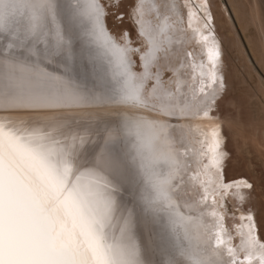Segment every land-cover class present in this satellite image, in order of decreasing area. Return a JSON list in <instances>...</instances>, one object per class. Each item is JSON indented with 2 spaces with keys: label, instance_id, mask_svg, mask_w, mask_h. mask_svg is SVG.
I'll list each match as a JSON object with an SVG mask.
<instances>
[{
  "label": "snow or ice",
  "instance_id": "obj_1",
  "mask_svg": "<svg viewBox=\"0 0 264 264\" xmlns=\"http://www.w3.org/2000/svg\"><path fill=\"white\" fill-rule=\"evenodd\" d=\"M144 4L141 0L137 6V22L149 47L140 57L144 71L136 73L128 53L140 49L118 43L109 33L101 0L66 5L0 0V100L6 109L114 107L121 117L98 130L108 133L100 136L108 155H97L91 164L79 154L90 142L83 135L59 138L51 131L29 130L24 120H0V264H264V243L252 235L251 226L241 240L243 259L226 243L224 217L207 202L211 180L198 181L203 188L198 200L183 199L189 161L181 159L177 126L184 120L191 130L192 119L210 118L224 87L211 30L208 35L194 30L207 47L210 65L200 72L201 95L192 89L190 100L179 81L174 91L164 89L159 72L148 92L157 53L168 54L162 46L172 42V25L167 16L162 26L145 21ZM111 6L118 7L119 0ZM155 8L151 4L150 10ZM41 60L62 66L68 84L53 87L44 73L26 74ZM113 133L129 151L117 150ZM203 135L197 155L207 158L204 169H216L218 176L226 155L219 127ZM233 183L252 187L247 181ZM206 213L216 219L207 221ZM200 228L207 234L203 246L193 243V229Z\"/></svg>",
  "mask_w": 264,
  "mask_h": 264
},
{
  "label": "bare ground",
  "instance_id": "obj_2",
  "mask_svg": "<svg viewBox=\"0 0 264 264\" xmlns=\"http://www.w3.org/2000/svg\"><path fill=\"white\" fill-rule=\"evenodd\" d=\"M61 1L62 0H57V3H64ZM123 1H125V0H123ZM127 1H129L130 10H129V14L126 17L130 18L131 23H128V26L126 24L124 27H119V26H115V27H117V28L119 27L121 29V32L123 30L124 31L128 30V32H129V35L127 34L128 37H126V38L120 37V35L116 32V29L113 30V28H112L111 32H109V33L115 37V39L118 43L125 44V42L127 41V42H130L129 47L131 49H140L139 52L130 51L128 53V56L132 61L133 72L142 73L144 71V68L142 66L143 62L141 61L140 57L145 51H147L149 45H148V42L144 36L142 38L140 37V40H138L139 43H135V44L132 43V41L134 40V37L137 36L136 32L138 30L140 31V24L137 22L138 13L136 10H137V6L141 3V0H127ZM200 1L204 2V0H200ZM211 1L213 2V5L217 10L215 13H212L213 19L215 20V18H216V20L219 21L221 27H225V26L229 27V30L227 31V33H224L225 42L229 43L232 48L237 49L241 45H239V42L237 39L238 37L236 36L237 34L234 31V29H235L234 25H236V24H234L235 19L233 17H235L237 20H240V18H241V16H240V12H241L240 10L241 9H240V6L238 5L239 0H211ZM106 2L109 5H112L114 3V0H106ZM106 2H105V4H106ZM153 3L156 5V8H155V10H150V6ZM166 4H168V5L174 4L175 9L173 10L171 8H165ZM204 4H205V2H204ZM60 5H62V4H60ZM106 6H107V4H106ZM121 6H122V3H119L118 7H121ZM243 6H245V5L243 4ZM111 9H114V8L113 7L110 9L108 8V11ZM255 10L251 11L248 16H250V21L254 22L252 24H255V23L260 24L259 22L257 23L258 20L260 21V18H258L259 14ZM157 13L160 14V19H157ZM109 14H110V11H109ZM209 14L210 13H209L208 8H205L204 5L199 2V0H184L183 2L181 0H145V4H144V20L145 21H151L153 26H156V25L162 26L163 25V18H164V16H167L169 18L168 23L170 25H172V27L168 30V35L172 37V42H171V44H168L166 42L162 46L168 50V54H167V56H165V54L163 52L157 53L158 59L154 63L152 68L150 69V71L152 73V79L147 81L148 92H151V88L155 83V73L159 72L164 89L174 91L176 86H177V82L179 81L181 88L187 92L188 98L190 100L192 98V91H191L192 89H196V95L197 96L201 95L198 91V88H199L198 81L200 80V72L203 71L206 73L208 71V68L210 67V65L208 64L207 47L205 46L203 41L200 39L199 33L197 31H194V30L195 29L203 30L204 33L206 35H208L209 29H210L211 32L209 35V40L211 41L214 38L219 50H220V48L221 49L223 48V45H222L220 38L218 37L216 32H214L213 28L210 27L211 19L209 17ZM243 19H244V16H243ZM106 23H107V21H106ZM106 23H105V25H106ZM205 23L208 24L207 29L204 28ZM112 24H114V23L112 22ZM190 24H191V27H189ZM249 24H251V22ZM107 26L108 25H106V27ZM239 26H241V25H239ZM129 27H130V29H129ZM119 28H118V30H120ZM107 29L108 30L110 29L109 26ZM131 30L135 33L134 36H132ZM261 33H263V32H261ZM263 39L262 38L260 39V46L262 48V54H263L262 57L264 56V40ZM249 41H250V39H249ZM220 52H222V51H220ZM189 53H191V55H188ZM138 57H139V59H138ZM138 60H139V63H138ZM43 61L44 60H41L42 63H43ZM221 61H222V58L220 56L218 74L223 78L224 87H223V89H221V91L218 95V98H220L224 94L223 100L226 101L227 105L230 107H233L234 110H238L237 109L238 105L236 104L237 102L234 99H230V100L228 99L227 100L226 96L228 93L227 91H229L227 89L228 86L232 85V79L239 80V78L241 77L239 67H235V71H234L235 75L233 74L228 78V77H225V73L223 72V70L221 68ZM41 62L35 66L29 65V68L27 69V71L30 74H36V73L47 74L45 72L46 70L44 71L43 67H41L42 65L40 66ZM45 63H43L44 67L47 66ZM201 63H203V65H204L203 69H201L199 67V65ZM193 65H195L196 67L194 68ZM55 66H56V64H55ZM1 68L2 67H0V70L3 69V68L2 69ZM56 68H57V70L59 69L58 65L56 66ZM56 68H55V70H56ZM61 68H63V67L61 66ZM60 70L62 71V69H60ZM49 72H52V70L48 71V73ZM53 73H57V71L56 72L53 71ZM26 74H28V73L26 72ZM51 74L52 73H50V75ZM46 76H48V75H46ZM53 76H55V74H52V77ZM194 76H195V79H193ZM49 77H51V76H48V79H49ZM64 77H65V75H64ZM54 79H56V78H54ZM64 79H66V77ZM230 80H231V82H230ZM2 81H3V71H0V88H2ZM49 81H50V79H49ZM50 82L54 84L53 80H51ZM55 82H56V80H55ZM63 82H60V86H63V85H61V83H63ZM67 82L66 83L64 82V83L67 85ZM259 85L261 86V89L259 88V91H260V93L262 92L264 95V79H262L261 77H260V84ZM50 86L60 87V86H56V85H50ZM224 91H225V93H223ZM217 101H218V99H217ZM217 101L214 105H212V111L209 114L210 118L200 116V117H197V118L192 119L190 121L191 130H189V123L185 122L184 120H181L180 125L177 126V131H176L175 135H176L177 139H179L181 137L183 138V147L180 148L181 159L189 161V167L184 173L186 176V187L188 189V192L186 195L183 196V199L184 200H198L199 196L203 195V188L198 183V181L203 180V181L207 182V181L211 180V183L208 184L209 195H208V201L207 202L209 205H211L212 207H214L216 209L218 215H223L224 219L222 221V224L225 228L224 236L226 239V243H230L234 248H236L239 257L241 259H243L245 253L243 251H240V245H241L242 238L247 237V234L249 232V226H251L252 235L254 237H256L261 243H264V221H263L264 218H260V216H259V214H264V191L260 190L257 192V190L256 191L254 190L255 188L253 190H250V188H244L242 186L237 188L236 184L233 182L245 181L242 179L243 175H239L238 177H234L232 180L227 179V177H226L227 172L225 171L226 170L225 168L227 167L228 161L231 160V159H229L231 157L229 154V150L226 147V143L228 146L229 141L227 142V135L224 131V128L227 127L230 129V132L233 136V139L235 140V142L237 144V151L240 152V150L242 149L241 148V141H240V139H241L240 137H242V135H241L242 123L240 122L241 120H239V117L236 114V112H234V113L228 112L226 115H223L220 112V109H219V111H216L218 109ZM112 108H114V107H111V109ZM83 109L84 108L71 109V110H69V109L30 110V109H21V108H15V107H8L6 109L3 106L2 100H0V120H5V119L11 120V121L24 120L27 122L24 125V127L28 128L29 130L36 129V130H40V131H44V132L51 131V132H53V135H55L59 138H63V136L71 137L72 135H77V136L83 135L86 137V135L88 133L90 136V133H93L92 132L93 130L90 131V130H88L89 129L88 128L84 131V130H82L83 126H80V125L86 124L87 125L86 127H90V125L87 124L90 120L87 123H85L83 121L84 124L82 122H81L82 124H79V121H78L79 125H76L75 124V122L77 121V120L75 121L76 116L78 117V115H79V117H80L82 115L81 117L83 118V115L86 116V114L87 115L88 114L98 115L100 113V111L99 112H96V111H90L89 112L87 110V108H86L87 111L83 110ZM114 109H113V111H111L110 109H108V110H110L109 111L110 113L111 112L117 113V110L114 111ZM91 110H92V108H91ZM106 112H107V110L105 109V113ZM88 116H86V117L88 118ZM79 117H78V120H79ZM98 117H99V115H98ZM89 124H92V122H90ZM181 126H182V131H180ZM217 126L219 127L220 134H221V137L223 139V142L221 144V151H223L226 154L224 156L223 163H222V166H221V169H220L218 176L214 175V173L216 172V169H211V170L204 169L203 165L205 163H207V158H201L197 155V152L199 150H201V145L198 143V141L204 139V135H203L204 133L210 132L211 129H213ZM91 127H92V125H91ZM255 128H256L255 129L256 137L258 138L257 139L258 142H257L256 146H257L259 152H261V151L264 152V128H261L260 126L255 127ZM54 129H55V131H54ZM102 129H103V127H102ZM93 135H96V134L94 133ZM113 135H116V134H113ZM89 136H87V137H89ZM87 137H86V139L88 141H90V142L94 141L95 142L94 144H98V143H96L95 140L90 139L91 137L90 138H87ZM94 138H97L96 140L99 139L98 137H94ZM117 138H118V141H116V143H119V141L120 142L122 141V137L119 136ZM115 139H116V137H115ZM90 142L86 143L85 145H83V147H81L79 149V154L81 156L82 162H84L86 164H91V163L95 162V157L97 155H103V156L108 155L107 149L105 147H101L99 149V151H98L99 154L93 155L91 153V150L89 152V149H88V146H89V148H91L90 145H88V144H90ZM98 142L100 144V141H98ZM99 144H98L97 148L99 147ZM176 147H180V145L177 144ZM97 148H96V150H97ZM94 149H95V147H94ZM185 149H187L186 153H185ZM125 150H126V148H125ZM127 151H129V150L127 149L126 152ZM262 152L260 153L261 155H262ZM240 156H241V154H240ZM262 156H264V154ZM196 173H201V175L198 176L196 180H193L192 177ZM224 177H226V178H224ZM224 179H227L230 182L227 183V181H225ZM237 179H240V180H237ZM258 179H259V177L256 180L258 181ZM228 184H232V187L226 188L225 185H228ZM261 184H263L262 181H261ZM260 186H261L260 188H262V185H260ZM257 188H258V186H257ZM237 192H240L241 194H243V196H244L243 200H241L235 194ZM253 197L256 198L257 204H256V206H249L250 210L248 211L242 206V203L245 201L246 203H248V205H250L249 201ZM213 199H215V201H216L215 204H213ZM249 216L251 217V220L247 219ZM262 217H264V216L262 215ZM205 219L207 221H214L216 218L212 217L211 215H208L206 213ZM241 233L244 234V237L241 236ZM193 235H194V237H196V239H194L193 243L199 244L200 246H203V241L206 239V235H207L205 232V229L204 228H200L198 230L193 229ZM228 237H231V239L228 240ZM141 239L143 240L142 236H141ZM214 243L215 242L213 240L212 244L214 245ZM225 252H226V249H225ZM224 258L230 259L226 254H225ZM245 264H247V262H245ZM252 264H258V261L253 260Z\"/></svg>",
  "mask_w": 264,
  "mask_h": 264
},
{
  "label": "rangeland",
  "instance_id": "obj_3",
  "mask_svg": "<svg viewBox=\"0 0 264 264\" xmlns=\"http://www.w3.org/2000/svg\"><path fill=\"white\" fill-rule=\"evenodd\" d=\"M104 1L106 2V0H102L101 3H103L107 9L106 10L107 15L105 16L104 19H105V23L107 21L106 25H108L110 28L109 29L110 31L109 30L108 31L111 32V30L113 28V30L116 29V32L120 35V37H123V38L128 37V35H129L128 30H126V31L123 30L121 32V29L119 27H124L126 24L128 26V23H131L130 18L126 17L129 14V10H130L129 1L119 0V3H122L121 7L111 6L107 2H106V4H107V6H106ZM181 1L183 2L184 0H181ZM61 2H64V3H58V4L66 5L69 3H73L74 0H62ZM199 2L201 4H203L205 8H208L209 13H210L209 17L211 19L210 27L213 28L214 32H216V34L218 35V37L220 38V40L222 42L223 48L222 49L220 48V51H222V52H220L221 53L220 56L222 58L221 68H222L223 72L225 73V77L229 78L231 75H233V74L235 75V73H234L235 67H239L240 76H241L239 78V80L232 79V85L228 86L227 89L229 91H227L228 93L226 96L227 100L228 99L229 100L234 99L237 102L236 104L238 105V107H237L238 110H234L233 107L228 106L226 101L223 100L224 99L223 93H225V91L222 93L223 95L220 98H218V101H217L218 109L216 111H219V109H220V112L223 115H226L228 112H232V113L236 112V114L239 117V120H241L240 122L242 123V125H241L242 126V128H241L242 129L241 130L242 131V133H241L242 137H240L242 149L240 148L241 149L240 152L237 151V144H236L235 140L233 139V136L230 132V129L227 127L224 128V131L227 135V142L229 141L228 146L226 143V147L228 148L229 154L231 157V158H229L231 160L228 161L227 167L225 168L226 169L225 171L227 172L226 177L228 180H232L234 177H238L239 175H243L242 179L247 181L248 183H250L252 185L250 190H253L255 188L254 190L255 191L257 190V192L260 190L264 191V185H263L264 184V156H262L264 154V152L261 151L262 152V155H261L260 154L261 152L258 151V148L256 146L257 142H258L257 141L258 138L256 137V131H255V129H256L255 127L260 126L261 128H264V95L262 92L260 93V91H259V88L261 89V86L259 85L260 84V77L262 79H264V56L262 57V55H263L262 54V48L260 46V39L264 38V0H242V1L239 0L238 1V3H239L238 5L240 6V9H241L240 10L241 11L240 12L241 18H240V20H237L235 17H233L235 19L234 24H236V25H234L235 26L234 31L237 34L236 36L238 37L237 39H238L239 45H241V46H239L240 48L238 47L237 49L232 48L229 43L225 42L224 33H227V31L229 30V27H227V26L221 27L219 21L216 20V18H215V20L213 19L212 13H215L217 11L213 5V2L211 0H204L205 4H204V2H202L200 0H199ZM243 4L245 6H243ZM112 7L114 9L109 10L110 11V14H109L108 8L110 9ZM254 10L257 11V13L259 14V15L257 14L259 16L258 18H260V21L259 20L257 21V23L259 22L260 24L255 23L257 26L255 24H252L254 22L250 21V16H248L249 13L251 11H254ZM243 16H244V19H243ZM112 22L114 24H112ZM250 22H251V24H249ZM239 25H241V26H239ZM108 26H107V28H108ZM115 26H119L118 28L120 30H118V28ZM129 29H130V27H129ZM261 32H263V33H261ZM131 33H132V36L135 35V33L132 30H131ZM136 33H137V36L134 37V40L132 41L133 44L139 43L138 40H140V37L141 38L143 37L140 35L139 30ZM249 39L251 42L249 41ZM138 59H139V57H138ZM45 62L46 61L44 60L43 63H45ZM43 63L41 62L40 66L42 65L41 67H43V70L44 71L46 70L45 72L47 74H45V75L51 76V77H49V79H50V81L53 80V82H54V84L51 83V85L60 86V82L64 81L66 83L68 81L67 76H65L66 79H64L65 78L64 77V71H63L64 69L61 68V66H58L59 69L57 70V68H56L57 65L55 66V63L49 64L48 62H46L45 64L47 66L49 65L48 67L47 66L44 67ZM138 63H139V60H138ZM54 67L56 68V70ZM60 69H62V71ZM50 70H52V72L48 73V71H50ZM0 71H3V69ZM53 71H55V72L57 71V73H53ZM26 72L28 74H30L27 70H26ZM50 73L55 74V76L52 77V74L50 75ZM54 78H56V79H54ZM57 78H59V79H57ZM73 79L78 80V77L76 76L75 73H73ZM55 80H56V82H55ZM230 82H231V80H230ZM63 83H61V85L65 86L66 84L65 83L63 84ZM67 84H68V82H67ZM105 109L107 110L108 113L107 112L105 113ZM108 109L113 111L114 108H112V109H111V107L94 108V109L92 108V110H91V108H89V109L87 108V110L89 112L90 111H96V112L100 111V113L98 114L99 117L96 114H92V115L88 114L89 116L86 114V116H88V118L83 115V118L84 119L86 118L85 119L86 121L81 117L82 115L80 117L78 115L79 120H78L77 116L75 118V121L77 120L76 121L77 123L75 122L76 125H79L82 123L84 124V122L87 123L90 120L87 124L90 125V127L92 125L91 128L86 127L87 126L86 124L80 125V126H83L82 130H84V131L88 128H89L88 130H90V131L93 130L92 131L93 133H90V136H89V133L86 135V137L89 136L87 138L91 137L90 139L95 140L96 143H98V144H99L98 141H100L98 148H97L98 144H94L95 143L94 141L93 142L91 141L93 144L91 142H90V144H88L93 149L92 150L88 146L89 152L91 150V153L93 155L99 154L98 151L101 147H105L107 149V152H108V148L104 145L103 141L100 140L101 135H103L107 138L108 133L104 132V131H102V132L100 131L99 134H97L98 130H102V127L104 128L105 122H114V121H118L121 118L115 112L110 113L109 112L110 110H108ZM83 110H86V108H84ZM115 110L116 109H114V111ZM78 121H79V124H78ZM90 122H92V124H89ZM94 133L97 136L93 135ZM113 134H115V133H113ZM94 137H98L99 139L96 140L97 138H94ZM113 137L114 138L116 137L115 140L118 141V138H117V137H119L118 134L113 135ZM116 146H117V150L120 151L121 153L126 152L127 149L129 150V146H127L125 143H123V141H121V142L119 141V143H116ZM94 147H95V149H94ZM96 148H97V150H96ZM125 148H126V150H125ZM239 153L241 154L242 157L240 156ZM257 176L259 177L258 181L256 180L258 178ZM226 177H224V178H226ZM227 179H224V180L227 181V183H229L230 181H228ZM237 180H240V179H237ZM261 181L263 184H261ZM259 184L262 185V188H260L261 186ZM257 186H258V188H257ZM249 203H250V205H248V203H246L245 201L242 203V206L248 211L250 210L249 206H256V204H257L256 198L253 197L249 201ZM262 215L264 216V214H259L260 218H264V217H262ZM263 221H264V219H263Z\"/></svg>",
  "mask_w": 264,
  "mask_h": 264
}]
</instances>
